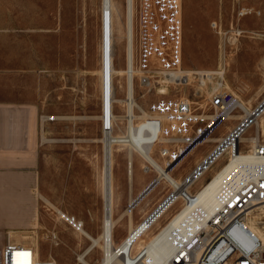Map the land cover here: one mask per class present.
I'll list each match as a JSON object with an SVG mask.
<instances>
[{"label": "rangeland", "instance_id": "obj_1", "mask_svg": "<svg viewBox=\"0 0 264 264\" xmlns=\"http://www.w3.org/2000/svg\"><path fill=\"white\" fill-rule=\"evenodd\" d=\"M182 6L184 39L190 44V51L184 47L185 61L194 70L220 71L225 67L230 87L216 93L231 91L257 107L264 99V0H183ZM115 27L113 89L120 101L114 103V113L121 123L115 133L122 134L126 130V63L123 38ZM101 33L102 0H0V189L11 193V206L16 203L0 207V217L18 216L13 221H0V250L8 232H35L29 242L39 247L40 260L83 264L79 256L91 240L62 220L58 212L76 216L93 235L102 230L105 151ZM158 71L173 81L144 85L139 71L136 91L146 109L150 110L151 103L160 98H188L212 113L211 96L199 88L203 84L200 75ZM234 112L244 114L241 108ZM50 115L58 119L43 121V116ZM242 120L241 116L226 118L211 136L221 130L229 135V130ZM255 128L253 125L247 134H255ZM220 143L199 140L197 145L189 146L178 162L176 175L184 179ZM241 146L247 149L248 144L243 142ZM142 161L139 156L130 158L126 147L116 152L114 172L120 211L127 209L131 199L155 179L165 182ZM170 190L171 186L161 185L157 193H150L148 202L135 206V224L151 215ZM129 218L127 212L114 233L127 231ZM169 218H164L161 225ZM101 258L98 248L88 255L93 264Z\"/></svg>", "mask_w": 264, "mask_h": 264}, {"label": "built area", "instance_id": "obj_2", "mask_svg": "<svg viewBox=\"0 0 264 264\" xmlns=\"http://www.w3.org/2000/svg\"><path fill=\"white\" fill-rule=\"evenodd\" d=\"M136 17L137 64L145 76L143 82L147 84L150 82L147 75H154L159 69L165 70L180 53V29L173 0H138ZM209 105L212 113L185 99L168 101L160 98L151 103L152 112L169 116H148L146 119V123L157 129L152 143L159 141L160 137L167 140L160 150L166 168H172L189 146L211 136L224 122L228 112L240 108L238 98L228 90L211 96ZM57 119L56 115L43 116V121ZM110 128V122L106 121L104 129ZM147 132L151 133L149 129ZM229 141L232 139L222 141L214 151ZM249 152L242 154L239 148L231 160L233 163L221 173L217 190L211 197L215 206L201 203L198 192L185 186L188 181L185 178L180 185L171 184L170 194L146 217V225H142L140 230H147L152 219L171 205L170 201L176 194L181 197L184 207L179 213L180 221L166 226L169 262L147 261L140 249L133 254H123L122 264H264V238L248 224L249 211L264 206V143ZM202 163L190 173H196ZM232 171H241V180H232ZM156 182L158 179L152 183ZM59 215L75 230H85L84 222L76 216L65 212H59ZM36 252V245L29 240L17 241L8 236L1 249V264H13L16 258L29 264H57L52 258L38 259Z\"/></svg>", "mask_w": 264, "mask_h": 264}, {"label": "bare ground", "instance_id": "obj_3", "mask_svg": "<svg viewBox=\"0 0 264 264\" xmlns=\"http://www.w3.org/2000/svg\"><path fill=\"white\" fill-rule=\"evenodd\" d=\"M173 1H174V11L176 13L177 21L180 29V39L178 44L180 53L176 57L175 61L171 63L164 71L169 72V71L178 70L181 72V74L200 75L201 82L203 84H200L199 88L203 92H206V94H209V96H213L214 93H216L222 87H227V88L230 87L229 81L226 79L225 76L226 74L225 67L220 68V71L219 69L215 70V69H204V68L199 70H194L185 61L184 47L186 46V48L190 51V44L189 42L185 43L184 34H183L184 32L183 17H182L183 0H173ZM136 2L137 0H124L123 3L120 0H102V33H101L102 62L100 68L101 99H102L101 119L103 125L105 124L106 121L110 122L111 128L110 130L104 129L103 131L104 136L102 140L104 143L103 151H105L104 165L102 168V174H103L102 190L105 201L102 230L97 235L91 234L86 229L81 231V233H83L87 238L91 240V243L79 256V260L83 264H93L89 261L88 255L92 253L96 248L102 251V258L98 264H122L121 256L123 254H128V255L133 254L140 249H141V255L143 257H146L147 261H154L155 259L156 261L169 262L170 253H169V242H168V233L166 230V226L169 223L180 221L181 216H179V213L180 210H182V208L184 207V203L180 200L181 197L178 194H176L173 197L172 201H170L171 205L167 206L166 209L164 208L165 210L163 209V212H161L159 215H157L155 218L152 219L151 224L149 225L147 230H140L142 225H146V218L141 222L135 224L134 216H133V209L135 208V206H137L140 202L141 203L148 202V199H150L151 197L150 193L152 191L155 193L161 185L162 186H168V185L170 186L171 184H173V186L175 184L180 185L184 182L185 178L188 179L185 186L190 191L193 190L198 192L201 203H204L208 206H215V203L213 202L211 197L214 195V193L217 190L221 173L225 168H227L230 164L233 163L231 160H233L232 158L236 154H238V149L239 148L241 149L242 154H249L250 153L249 151L252 148H254L256 145L260 143H264V99L258 104L257 107L253 108L249 102L245 101L243 98L240 97L238 98L239 107L244 112V114L241 115L235 113L234 110H231L226 115V118L230 119L241 116L243 118L242 121L246 120L244 124L240 125L241 124L240 122L236 124V127L234 128L232 127L229 130V132H231L230 135L226 136L225 131L221 130L218 133V135L208 136L205 139L201 140V141L211 140V141L222 142L224 140L232 139V141L224 143L222 145L223 147L217 149L216 151L213 150L210 154H208L205 158L202 159L201 162H203L202 163L203 165L200 167V169L194 174L192 173H190L189 175L187 174L184 177V179L181 178L182 175H176L175 173L176 172L175 169L178 166V164L181 162V160L184 158V155L178 161L179 163L177 162L172 168L165 167L164 164L165 162L160 155V150L164 145L162 143L167 142V140L165 138L160 137L159 141L152 143V141L154 140L157 134V129L156 126L151 124L149 125L148 123H146V119L148 116L161 117V118L169 117V116L157 112H152L151 110L146 109V104H142V102L139 100L136 91V81H137L136 78L139 80V75H140L139 73L140 69L138 68V64H137ZM115 26H118V31L121 34V37L123 38L125 63H126V85H125L126 130L123 131L122 134L115 133V127L116 126L121 127V123L119 120L120 117L114 113V103L120 101L119 97H115L114 89H113L114 58H113L112 33L116 28ZM143 77L145 76L144 75L142 76L141 81L142 84L144 85L147 84L151 85L152 82H154V85L160 84L161 82L169 83L172 82L174 79L169 76H164L158 70L155 72L154 75L152 74L150 76L147 75L148 79H150V82H148L147 84L143 82ZM184 77L186 76H183L182 80ZM204 95L205 94H203V96ZM184 99L192 102L188 98H184ZM143 103H146V100H144ZM253 125L256 127L255 134H253L254 132L252 134L251 133L247 134V132H249V130L253 127ZM148 129L151 131V133L147 132ZM258 131L260 134L259 138H258ZM243 142H247L248 144L247 149L242 148L241 144ZM117 146H119L120 148L121 147L128 148V155L132 159H134L135 156L141 157L143 159L141 164L147 162L148 165L146 166L148 168L151 167L154 170H156L160 174V178L165 180V182L162 184L159 182L150 184L147 188L144 189L143 192H141V194L138 197H133L131 199L128 208L125 209L124 211H120L117 205L118 192L115 185V172H114V165L116 162V152L118 151L119 148ZM130 166L131 167H129L130 168L129 172L133 174V166L132 165ZM159 180L160 179H158V181ZM232 180H241V171H232ZM11 182L12 181H10V183ZM7 190L4 188L0 189V207H12L14 206V204L16 206V203H14L13 200L12 201L14 204H12L11 206L10 203L12 202L8 200L9 198L8 195H10L11 193L8 194L9 191ZM22 199L23 198H21V200ZM258 208L259 210H257ZM127 212H128V216L130 217L129 225L126 233L127 235L120 242H118L116 240L117 238L115 239L114 236L115 227H117L119 224L123 222L125 214ZM169 216L170 218L166 222V224L161 225L164 218ZM5 218L8 221H13L15 218H18V216L16 215L1 216L0 221ZM9 224H12V222H9ZM248 224L253 231L257 232L262 238H264V208H262V205L249 211ZM36 233L38 232L36 231ZM34 234L29 232L16 233L14 231H10L8 232L7 237L10 236L11 238L16 239L17 241L24 240V242H27L28 240L34 238V236L36 235ZM36 249H37L36 256L38 259H40L39 247L37 248L36 246ZM13 264H29V263L22 261L21 258H16Z\"/></svg>", "mask_w": 264, "mask_h": 264}, {"label": "crops", "instance_id": "obj_4", "mask_svg": "<svg viewBox=\"0 0 264 264\" xmlns=\"http://www.w3.org/2000/svg\"><path fill=\"white\" fill-rule=\"evenodd\" d=\"M206 154L207 153H205V155ZM205 155H203V156H205ZM126 233H127V231H123L122 233H120V232L114 233L115 237L117 238L116 240L118 242H120L127 235ZM0 264H1V250H0Z\"/></svg>", "mask_w": 264, "mask_h": 264}]
</instances>
